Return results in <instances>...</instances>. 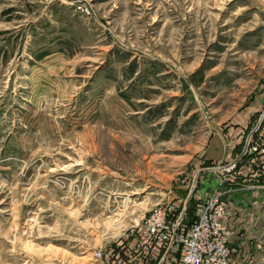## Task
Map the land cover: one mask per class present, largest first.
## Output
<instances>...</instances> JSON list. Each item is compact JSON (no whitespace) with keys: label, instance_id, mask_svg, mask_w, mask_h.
Segmentation results:
<instances>
[{"label":"rangeland","instance_id":"rangeland-1","mask_svg":"<svg viewBox=\"0 0 264 264\" xmlns=\"http://www.w3.org/2000/svg\"><path fill=\"white\" fill-rule=\"evenodd\" d=\"M262 141L264 0H0V264L145 261Z\"/></svg>","mask_w":264,"mask_h":264},{"label":"built area","instance_id":"built-area-1","mask_svg":"<svg viewBox=\"0 0 264 264\" xmlns=\"http://www.w3.org/2000/svg\"><path fill=\"white\" fill-rule=\"evenodd\" d=\"M248 150L256 155L254 164L258 175L264 179V141L251 145ZM175 213V208L169 204H161L149 212L134 249L136 255L148 261L158 255L162 260L173 245L178 244L179 255L174 264H231L233 249L228 247V241L232 232L225 223L229 212L218 193L207 195L190 223L186 222L185 212ZM245 264L260 263L249 259Z\"/></svg>","mask_w":264,"mask_h":264},{"label":"crops","instance_id":"crops-1","mask_svg":"<svg viewBox=\"0 0 264 264\" xmlns=\"http://www.w3.org/2000/svg\"><path fill=\"white\" fill-rule=\"evenodd\" d=\"M238 171V174L224 176V182L217 179L208 189L218 193L227 204L229 215L225 223L232 231L228 241V246L233 249L231 264H242L254 257L256 223L264 213V180L258 176L251 159H246ZM178 255L179 250L176 255L172 247L162 260L158 255L151 260L155 264H174ZM151 260H137L136 264H152Z\"/></svg>","mask_w":264,"mask_h":264},{"label":"trees","instance_id":"trees-1","mask_svg":"<svg viewBox=\"0 0 264 264\" xmlns=\"http://www.w3.org/2000/svg\"><path fill=\"white\" fill-rule=\"evenodd\" d=\"M185 216L187 218V223H190L195 219V215L190 216L189 213H185Z\"/></svg>","mask_w":264,"mask_h":264},{"label":"bare ground","instance_id":"bare-ground-1","mask_svg":"<svg viewBox=\"0 0 264 264\" xmlns=\"http://www.w3.org/2000/svg\"><path fill=\"white\" fill-rule=\"evenodd\" d=\"M224 167H226V166H224Z\"/></svg>","mask_w":264,"mask_h":264}]
</instances>
